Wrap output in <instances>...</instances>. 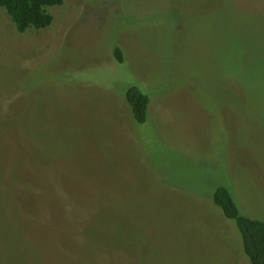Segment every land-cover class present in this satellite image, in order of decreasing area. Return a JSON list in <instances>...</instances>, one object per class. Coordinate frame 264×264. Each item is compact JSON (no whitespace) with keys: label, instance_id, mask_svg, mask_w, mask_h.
Instances as JSON below:
<instances>
[{"label":"rangeland","instance_id":"374dc122","mask_svg":"<svg viewBox=\"0 0 264 264\" xmlns=\"http://www.w3.org/2000/svg\"><path fill=\"white\" fill-rule=\"evenodd\" d=\"M50 10L0 8V264H250L213 196L264 220V0Z\"/></svg>","mask_w":264,"mask_h":264},{"label":"trees","instance_id":"16d2710c","mask_svg":"<svg viewBox=\"0 0 264 264\" xmlns=\"http://www.w3.org/2000/svg\"><path fill=\"white\" fill-rule=\"evenodd\" d=\"M66 1L0 0V8H4L8 12L18 31L23 33L29 29H42L51 26L54 22V15L50 7L63 5ZM114 53L118 61L124 62L125 57L120 46L115 47ZM140 86H128L123 96L135 122L144 123L150 116L151 94L146 93ZM213 200L222 209L224 215L235 222L242 236L244 251L250 264H264V220L243 214L228 187H218Z\"/></svg>","mask_w":264,"mask_h":264}]
</instances>
